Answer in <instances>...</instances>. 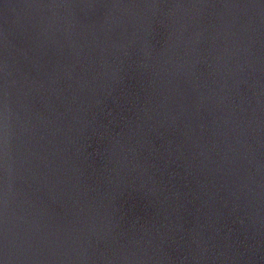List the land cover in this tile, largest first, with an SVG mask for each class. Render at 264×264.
Returning <instances> with one entry per match:
<instances>
[{
    "label": "water",
    "instance_id": "1",
    "mask_svg": "<svg viewBox=\"0 0 264 264\" xmlns=\"http://www.w3.org/2000/svg\"><path fill=\"white\" fill-rule=\"evenodd\" d=\"M0 264H264V0H0Z\"/></svg>",
    "mask_w": 264,
    "mask_h": 264
}]
</instances>
